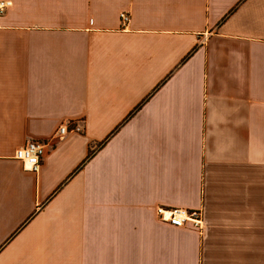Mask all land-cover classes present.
Segmentation results:
<instances>
[{
	"label": "crops",
	"instance_id": "0c3cea01",
	"mask_svg": "<svg viewBox=\"0 0 264 264\" xmlns=\"http://www.w3.org/2000/svg\"><path fill=\"white\" fill-rule=\"evenodd\" d=\"M4 1L0 264H264V0Z\"/></svg>",
	"mask_w": 264,
	"mask_h": 264
},
{
	"label": "built area",
	"instance_id": "2783aa9c",
	"mask_svg": "<svg viewBox=\"0 0 264 264\" xmlns=\"http://www.w3.org/2000/svg\"><path fill=\"white\" fill-rule=\"evenodd\" d=\"M13 6L11 1L0 0V16L6 14L10 7ZM122 19L125 24L129 22V16L122 14ZM67 134V128L61 127L57 134V139H63ZM50 142H37L35 140L29 141L23 147L16 150L15 158L21 162L26 169L38 171L42 161H44ZM157 218L163 223L176 228L187 227L188 224L193 225L194 228L200 229L203 227V212L189 211L185 208H169L158 207Z\"/></svg>",
	"mask_w": 264,
	"mask_h": 264
},
{
	"label": "trees",
	"instance_id": "16d2710c",
	"mask_svg": "<svg viewBox=\"0 0 264 264\" xmlns=\"http://www.w3.org/2000/svg\"><path fill=\"white\" fill-rule=\"evenodd\" d=\"M93 156H94V151H91L88 160H90Z\"/></svg>",
	"mask_w": 264,
	"mask_h": 264
}]
</instances>
